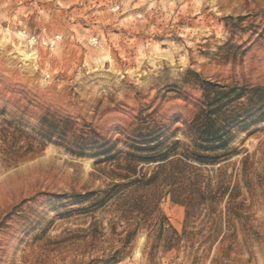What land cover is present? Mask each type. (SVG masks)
Returning <instances> with one entry per match:
<instances>
[{
	"label": "rangeland",
	"instance_id": "374dc122",
	"mask_svg": "<svg viewBox=\"0 0 264 264\" xmlns=\"http://www.w3.org/2000/svg\"><path fill=\"white\" fill-rule=\"evenodd\" d=\"M197 77L264 85V0H0V264H97L120 248L112 213L75 211L108 180L68 149L152 125L186 141ZM43 116L68 125L63 142L43 138ZM231 145L236 204L187 218L165 197L179 247L152 249L141 230L112 264H264V119Z\"/></svg>",
	"mask_w": 264,
	"mask_h": 264
},
{
	"label": "trees",
	"instance_id": "16d2710c",
	"mask_svg": "<svg viewBox=\"0 0 264 264\" xmlns=\"http://www.w3.org/2000/svg\"><path fill=\"white\" fill-rule=\"evenodd\" d=\"M197 82L201 99L186 123V141L169 139L152 125L137 127L138 134L127 141L89 131L85 139L76 136L75 149H68L76 155L90 151L95 169L108 180L102 188L76 193L74 203L79 207L75 211L85 215L110 212L112 221L123 225L116 233L122 246L91 261L118 262L141 230L152 249L178 248L181 236L160 209L165 197L184 205L187 218L211 215L224 200L236 204L241 194L239 180L227 173L225 165L240 153L231 145L235 135L264 119V85L226 84L198 77ZM41 124L47 125L41 132L43 138L59 134L58 142H63L68 125L48 121L47 116L41 118Z\"/></svg>",
	"mask_w": 264,
	"mask_h": 264
}]
</instances>
